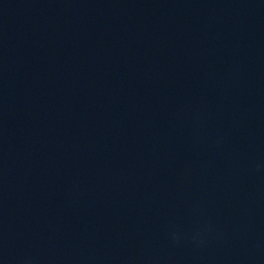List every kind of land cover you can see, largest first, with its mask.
<instances>
[{
	"label": "water",
	"instance_id": "water-1",
	"mask_svg": "<svg viewBox=\"0 0 264 264\" xmlns=\"http://www.w3.org/2000/svg\"><path fill=\"white\" fill-rule=\"evenodd\" d=\"M0 264H264V0H0Z\"/></svg>",
	"mask_w": 264,
	"mask_h": 264
}]
</instances>
